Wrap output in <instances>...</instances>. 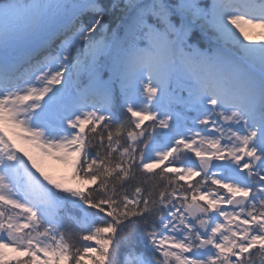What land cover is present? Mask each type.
<instances>
[{"label":"snow or ice","instance_id":"1","mask_svg":"<svg viewBox=\"0 0 264 264\" xmlns=\"http://www.w3.org/2000/svg\"><path fill=\"white\" fill-rule=\"evenodd\" d=\"M0 264H264V0H0Z\"/></svg>","mask_w":264,"mask_h":264},{"label":"rangeland","instance_id":"2","mask_svg":"<svg viewBox=\"0 0 264 264\" xmlns=\"http://www.w3.org/2000/svg\"><path fill=\"white\" fill-rule=\"evenodd\" d=\"M58 168H62L63 166L62 165H57ZM47 170V169H46Z\"/></svg>","mask_w":264,"mask_h":264}]
</instances>
